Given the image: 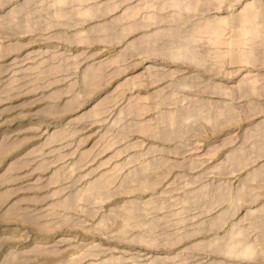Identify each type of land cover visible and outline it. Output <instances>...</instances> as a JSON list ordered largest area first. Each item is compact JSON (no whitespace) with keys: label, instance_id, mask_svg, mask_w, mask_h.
I'll use <instances>...</instances> for the list:
<instances>
[{"label":"rangeland","instance_id":"rangeland-1","mask_svg":"<svg viewBox=\"0 0 264 264\" xmlns=\"http://www.w3.org/2000/svg\"><path fill=\"white\" fill-rule=\"evenodd\" d=\"M172 1L0 0V264H264V57L139 50L264 0Z\"/></svg>","mask_w":264,"mask_h":264},{"label":"bare ground","instance_id":"bare-ground-1","mask_svg":"<svg viewBox=\"0 0 264 264\" xmlns=\"http://www.w3.org/2000/svg\"><path fill=\"white\" fill-rule=\"evenodd\" d=\"M29 2H31V0H27V3ZM215 2L219 4L221 3L219 0H204L200 4H195L193 1L183 3L182 0H176L164 5L166 7L173 8V11L177 13V15H174V17L177 18V20H182L183 18L181 19L180 16L182 13L190 17V15L195 12V9H197V5H200V8L206 10L207 6L205 7V4L209 5L210 3L214 4ZM215 6H217V4ZM163 7L164 6H162V8ZM229 26L232 27V33L229 37L226 36L228 37L226 38L224 34ZM165 37L167 38L165 39ZM256 43L261 46L258 50V52L261 50V55L257 54L255 48H251V45ZM206 46L216 49L225 47L229 48V51H224V49L221 51L219 49L215 52H212L213 54L210 52L209 56L216 55L217 57L215 60L219 62H224L225 60L227 62L230 60L231 63H243L248 61L250 62V59H253L257 56L261 58L264 57V2L246 3L236 14H229L226 17L218 18L208 17L206 20L199 22L197 21L191 24L189 27L182 28L181 30L176 29L166 33L157 31L153 34V37L149 39V42L146 43L145 40L142 41V43L139 45V50L143 52V54L150 53L147 51H156V53L169 57L172 60L192 62V60L200 57L199 51L201 50L198 51V47ZM140 51L138 53H140ZM207 52L206 55L208 56ZM225 52L228 53L229 56L227 57L230 59H227L226 55L223 54ZM257 86L258 84L255 79H249L241 81L238 87L240 90H242V92H247L251 89L259 88ZM200 115H202V113ZM200 115L197 114V116ZM206 116L207 115H204L205 120H202L203 123L206 122V120H219L222 118L218 113L212 114L211 118H209L210 116ZM192 119H194V117L191 114L182 118L181 122L184 125H188V122H191L190 120ZM182 124H178L177 126L175 125L172 130L169 129L168 134L172 135L177 132L181 128ZM258 125H264V120H260ZM205 126L208 125L205 124ZM261 133L262 134L258 139L259 141L264 139V131ZM262 169H264V167L260 168L256 172L259 171V173H261ZM141 170L145 169L142 168ZM107 185L108 183H105L103 184V187L105 188ZM91 192L95 193L94 189L91 190ZM240 194L241 195L235 194L236 196L233 197L232 202L234 205L238 206V204L242 203L243 200L254 199L248 195L250 194L248 191L242 192ZM242 196L244 197L242 198ZM76 197H72V200ZM262 238V241L264 242V234L262 235ZM230 248L231 252L236 251V248H241V251H243L242 255H252L256 249L253 242L250 243L245 239L238 240L236 243L232 244Z\"/></svg>","mask_w":264,"mask_h":264}]
</instances>
